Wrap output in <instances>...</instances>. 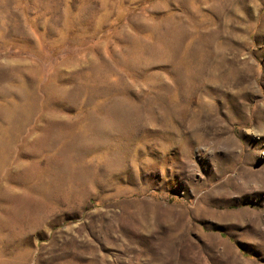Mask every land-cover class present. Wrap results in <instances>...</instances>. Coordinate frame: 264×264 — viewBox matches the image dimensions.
<instances>
[{
	"label": "rangeland",
	"instance_id": "obj_1",
	"mask_svg": "<svg viewBox=\"0 0 264 264\" xmlns=\"http://www.w3.org/2000/svg\"><path fill=\"white\" fill-rule=\"evenodd\" d=\"M0 264H264V0H0Z\"/></svg>",
	"mask_w": 264,
	"mask_h": 264
}]
</instances>
